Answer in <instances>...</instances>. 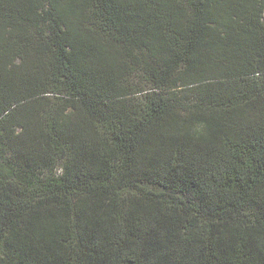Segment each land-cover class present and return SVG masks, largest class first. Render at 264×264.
Returning a JSON list of instances; mask_svg holds the SVG:
<instances>
[{
	"label": "trees",
	"instance_id": "1",
	"mask_svg": "<svg viewBox=\"0 0 264 264\" xmlns=\"http://www.w3.org/2000/svg\"><path fill=\"white\" fill-rule=\"evenodd\" d=\"M0 264H264V0H0Z\"/></svg>",
	"mask_w": 264,
	"mask_h": 264
}]
</instances>
